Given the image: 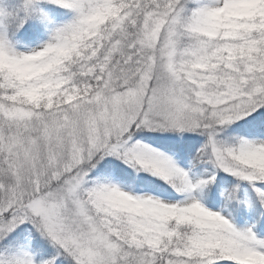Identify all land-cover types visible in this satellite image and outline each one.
Returning <instances> with one entry per match:
<instances>
[{"label": "snow or ice", "instance_id": "snow-or-ice-1", "mask_svg": "<svg viewBox=\"0 0 264 264\" xmlns=\"http://www.w3.org/2000/svg\"><path fill=\"white\" fill-rule=\"evenodd\" d=\"M0 264H264V0H0Z\"/></svg>", "mask_w": 264, "mask_h": 264}]
</instances>
